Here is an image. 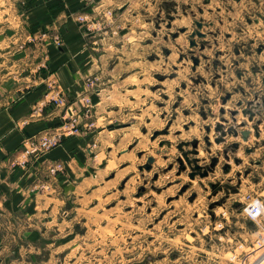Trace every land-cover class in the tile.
Masks as SVG:
<instances>
[{
	"label": "rangeland",
	"instance_id": "1",
	"mask_svg": "<svg viewBox=\"0 0 264 264\" xmlns=\"http://www.w3.org/2000/svg\"><path fill=\"white\" fill-rule=\"evenodd\" d=\"M88 6L100 67L77 135L93 186L11 264H264V205L246 211L264 204V0ZM23 8L0 0V37ZM58 175L41 186L56 197Z\"/></svg>",
	"mask_w": 264,
	"mask_h": 264
},
{
	"label": "crops",
	"instance_id": "2",
	"mask_svg": "<svg viewBox=\"0 0 264 264\" xmlns=\"http://www.w3.org/2000/svg\"><path fill=\"white\" fill-rule=\"evenodd\" d=\"M91 3L21 0L19 28L0 37V264H11L16 253L21 257L16 262H23L26 254L48 241L36 236L40 227L59 225L58 214L72 195L93 186L83 134L67 135L47 155L26 151L30 139L62 127L64 107L56 100L76 105L92 93L88 78L96 75L100 61L86 26L78 20ZM58 161L66 171L55 180L54 188L60 191L56 197L49 195L54 190L41 186H53L47 174Z\"/></svg>",
	"mask_w": 264,
	"mask_h": 264
},
{
	"label": "built area",
	"instance_id": "3",
	"mask_svg": "<svg viewBox=\"0 0 264 264\" xmlns=\"http://www.w3.org/2000/svg\"><path fill=\"white\" fill-rule=\"evenodd\" d=\"M84 16H79L80 22L83 21ZM55 43L60 44L59 36L53 37ZM88 84L91 88V90H94V81L91 77L88 78ZM55 103L57 105H61L64 107V113H63V124L59 131L55 132H48L38 138L30 139L27 142V149L29 148L34 149V151H37L40 153V155H46L48 151H50L52 148L58 146L62 143L64 137L67 135H77L78 130V121L80 118V114L77 113L78 109L82 106L90 107L91 106V97L90 95H85L81 97L80 101L76 103V105H64V100H56ZM64 166L61 163L52 164L48 170L49 176L51 179H55V177L59 174V172L63 171ZM258 201L257 204L250 202V204L247 206L246 211L247 215L251 219H259L263 216V201L260 198L256 199ZM262 206V208H261ZM258 243L264 244V234L260 235V238L258 240ZM264 254L261 256L263 257Z\"/></svg>",
	"mask_w": 264,
	"mask_h": 264
},
{
	"label": "water",
	"instance_id": "4",
	"mask_svg": "<svg viewBox=\"0 0 264 264\" xmlns=\"http://www.w3.org/2000/svg\"><path fill=\"white\" fill-rule=\"evenodd\" d=\"M116 128H120V126H118V127H116ZM110 129H114V127L111 126Z\"/></svg>",
	"mask_w": 264,
	"mask_h": 264
}]
</instances>
